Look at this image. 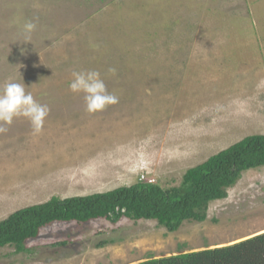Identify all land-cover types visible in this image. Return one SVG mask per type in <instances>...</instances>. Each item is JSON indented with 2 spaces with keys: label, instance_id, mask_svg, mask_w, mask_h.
<instances>
[{
  "label": "rangeland",
  "instance_id": "rangeland-1",
  "mask_svg": "<svg viewBox=\"0 0 264 264\" xmlns=\"http://www.w3.org/2000/svg\"><path fill=\"white\" fill-rule=\"evenodd\" d=\"M37 27L25 42L23 24ZM116 68V75L108 69ZM97 70L119 102L86 111L68 84ZM50 111L0 134V222L13 212L185 172L264 135V0H0V88L21 82ZM264 233V166L242 173L203 222H56L0 248V264H136Z\"/></svg>",
  "mask_w": 264,
  "mask_h": 264
},
{
  "label": "trees",
  "instance_id": "trees-1",
  "mask_svg": "<svg viewBox=\"0 0 264 264\" xmlns=\"http://www.w3.org/2000/svg\"><path fill=\"white\" fill-rule=\"evenodd\" d=\"M264 166V135H251L189 168L180 186L164 189L159 183L139 181L104 193L60 199L28 206L0 222V248L25 243L40 229L56 222L86 223L126 217L155 220L169 232L185 221L203 222L208 205L226 198L243 172ZM136 264H264V233L230 245L148 258Z\"/></svg>",
  "mask_w": 264,
  "mask_h": 264
},
{
  "label": "clouds",
  "instance_id": "clouds-1",
  "mask_svg": "<svg viewBox=\"0 0 264 264\" xmlns=\"http://www.w3.org/2000/svg\"><path fill=\"white\" fill-rule=\"evenodd\" d=\"M25 42H30V35L35 31L37 24L28 20L23 24ZM108 74L115 76L116 68L111 67ZM72 79L68 84L69 90L74 94H83L86 111L95 113L105 110L110 105L119 102V97L109 92L101 73L97 70H80L72 72ZM21 82L9 80L0 88V134L5 133L7 128L3 125H11L18 117L26 118L34 133H39L49 114L46 104L38 103L30 92L26 91L20 74Z\"/></svg>",
  "mask_w": 264,
  "mask_h": 264
}]
</instances>
